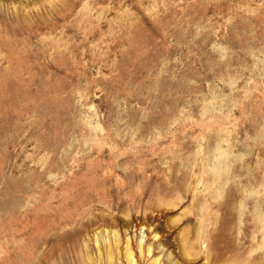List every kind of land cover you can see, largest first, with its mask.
Listing matches in <instances>:
<instances>
[{
	"label": "rangeland",
	"instance_id": "rangeland-1",
	"mask_svg": "<svg viewBox=\"0 0 264 264\" xmlns=\"http://www.w3.org/2000/svg\"><path fill=\"white\" fill-rule=\"evenodd\" d=\"M0 264H264V0H0Z\"/></svg>",
	"mask_w": 264,
	"mask_h": 264
}]
</instances>
